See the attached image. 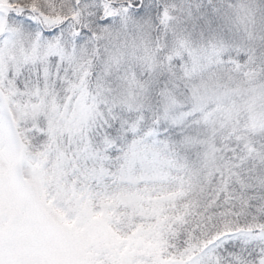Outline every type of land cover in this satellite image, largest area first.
<instances>
[{"label":"snow or ice","instance_id":"obj_1","mask_svg":"<svg viewBox=\"0 0 264 264\" xmlns=\"http://www.w3.org/2000/svg\"><path fill=\"white\" fill-rule=\"evenodd\" d=\"M0 264H264V0H0Z\"/></svg>","mask_w":264,"mask_h":264}]
</instances>
